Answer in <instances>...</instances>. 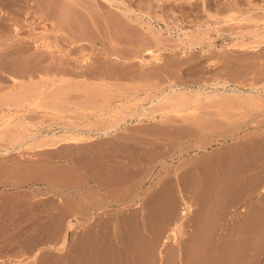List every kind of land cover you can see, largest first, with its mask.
<instances>
[{
	"label": "rangeland",
	"instance_id": "obj_1",
	"mask_svg": "<svg viewBox=\"0 0 264 264\" xmlns=\"http://www.w3.org/2000/svg\"><path fill=\"white\" fill-rule=\"evenodd\" d=\"M27 1H0L22 13L19 35L0 18V264H180L172 240L158 262L183 195L184 264H264V0H97L99 28L76 16L81 45ZM147 48L160 60L133 58ZM80 130L91 137H50Z\"/></svg>",
	"mask_w": 264,
	"mask_h": 264
},
{
	"label": "bare ground",
	"instance_id": "obj_2",
	"mask_svg": "<svg viewBox=\"0 0 264 264\" xmlns=\"http://www.w3.org/2000/svg\"><path fill=\"white\" fill-rule=\"evenodd\" d=\"M1 1V0H0ZM9 1V7L11 6V7H13V6H15V8L16 7H21V4H20V1L22 2V0H8ZM29 1V0H28ZM28 1H27V3H28ZM36 2V0H33V2ZM45 1H47V6H45V7H47L48 8V12H45V16L46 17H44V15L42 14V13H40V14H38V12L36 11V14L39 16V17H37V18H39V19H42L41 21L43 22V27L44 28H47V29H50V30H52L54 33H55V35L56 36H61L62 34H65L66 33V35L67 36H69L70 38H69V43H71V44H79L80 43V45H81V42H83V41H85L84 39H86L87 38V36L84 38H80V37H75V33H77V31L79 30V29H77V22H76V16L78 15V11H81L82 9H84L86 12V14H88L89 15V17H91L92 18V20H91V23H92V26H95V28H99L100 27V24H99V22L93 17V14H92V10H94L95 8H97V7H99V4L101 5L102 3H101V1H99V2H96L97 0H91V4H90V0H45ZM107 2H108V4H110V5H115V2H118V0L117 1H115V0H106ZM25 2V1H24ZM30 2V1H29ZM43 2V1H42ZM11 3V4H10ZM39 3H40V1H39ZM30 4V3H29ZM37 4V3H36ZM60 4V5H59ZM63 4H69V6L68 7H70V9L69 8H67V6H66V8L63 6ZM39 5H42V4H39ZM45 5V4H44ZM106 5V4H105ZM109 5V6H110ZM144 6V4L143 3H141V6ZM27 7H28V5H26ZM43 6V5H42ZM96 6V7H95ZM140 6V7H141ZM22 7H23V4H22ZM33 7V6H32ZM41 7V6H40ZM43 8V9H47V8ZM107 7H108V5H107ZM24 8V7H23ZM29 8V7H28ZM30 8H31V6H30ZM42 8V7H41ZM40 8V9H41ZM82 8V9H81ZM111 8V7H110ZM19 9V8H18ZM25 9H27V8H25ZM42 9V10H43ZM98 10L100 9V8H97ZM12 10V9H11ZM21 10V8L19 9V11ZM29 9H27V11H28ZM30 10H32V9H30ZM9 11V10H8ZM14 12V14L13 15H15L13 18L11 17V18H9V16L10 15H12V13H10V12H12V11H9V14L8 15H4V14H2V8H1V10H0V13L2 14V15H0V18H2L1 20H2V22H3V24H5V25H7V20H10V21H12V23H10V21L8 22V23H10V25H11V27H14L13 29L17 32L16 34L17 35H19V30H20V24H18L20 21H18V19H17V16H19V14L18 13H21V12H17V13H15V10H13ZM47 11V10H46ZM147 11V13L149 14V15H152L151 13V10H149V9H147L146 10ZM23 12H26V11H23ZM33 12V11H32ZM130 11H128V10H126V14L128 15V13H129ZM4 13H6V10H5V12ZM35 13V12H34ZM22 14V13H21ZM21 14H20V16H21ZM26 14V13H25ZM27 14H29V12L27 13ZM17 15V16H16ZM36 15V16H37ZM102 15H103V13H102ZM19 16V17H20ZM31 16H33V15H31ZM36 16H34V17H36ZM36 18V19H37ZM43 18H44V20L45 21H43ZM60 18H62V21L60 20V22H59V20L58 19H60ZM4 19H5V21H4ZM38 20V19H37ZM102 22L106 25V26H108V28H109V31H110V27H111V25H110V22H109V19H107V18H105L104 16H102ZM21 23V22H20ZM39 23H40V21H39ZM3 24H1V25H3ZM42 24V23H41ZM115 25V24H114ZM113 25V26H114ZM118 25V24H117ZM121 25V24H120ZM122 26V25H121ZM6 27V26H5ZM105 27V26H104ZM117 27H119V26H117ZM107 28V27H106ZM115 28V27H114ZM122 28H123V26H122ZM118 29V28H117ZM119 29H121V28H119ZM123 30V29H122ZM121 30V31H122ZM119 31V30H118ZM111 32V31H110ZM114 33H115V31H114ZM117 33V32H116ZM116 33H115V35H116ZM125 33V32H124ZM78 34L79 33H77L76 35L78 36ZM110 34H112V33H110ZM84 36V35H83ZM123 36V35H122ZM91 37V36H90ZM89 38V37H88ZM122 38V37H121ZM89 40V39H88ZM110 44L112 45V48L114 49V52H113V55H114V59L117 61V62H121V63H127L126 61H128V58H125V56L123 57V56H121L118 52H116L115 50H117L119 47L117 46V44H120V43H122V42H125V40H123V39H120V40H118L117 41V37L115 36V37H110ZM4 43V42H3ZM26 43H28V42H25V44ZM34 45H33V44ZM8 45H10L9 46V48H12V47H15L17 44L16 43H14V42H11V43H7ZM6 43H4V44H1V46H5V45H7ZM7 45V46H8ZM33 46V47H35V48H39V49H43V50H52L54 47H55V44H54V42L53 41H50V40H41V41H34V42H31V44H30V46ZM33 47H32V49H33ZM29 48V47H28ZM30 49V48H29ZM149 53H150V55H149V57H144V56H141V54H136V55H134L133 56V58H136V59H138L140 62L141 61H149L150 59H154V60H160V57H159V53H157L156 51H154L152 48H147L146 49ZM41 51V50H40ZM136 52H137V50H136ZM186 52V51H185ZM60 59V58H59ZM62 59V58H61ZM66 60V59H65ZM84 61L85 60H88V57H85L84 59H83ZM226 60H228V59H226ZM62 61H64L63 59H62ZM220 61V60H219ZM223 61V60H222ZM221 61V62H222ZM65 62V61H64ZM228 62V61H227ZM229 64V63H228ZM220 65H222V64H220ZM116 72V71H115ZM114 71H112V72H110V73H98L99 74V76L100 75H102V76H104V77H107V76H116V77H118L120 74H118V73H115ZM83 76H84V74H82ZM97 76V75H96ZM14 77V76H13ZM85 78V77H84ZM14 79H17V77H14ZM226 81V80H225ZM224 84H226V82H224ZM174 90H176L175 88H174ZM201 95V93H198V95ZM163 99H165V97H163L162 99H160L159 101H161V100H163ZM2 104H4L3 106L2 105H0L1 107V109L2 110H5V106H7V107H10L9 106V104L7 103V104H5V103H2ZM258 106V105H257ZM149 114H147L146 112H143V113H139V115H138V117H137V122H136V124H141V122H142V119L144 118V116L146 117V116H148ZM150 117V116H149ZM153 117H156L155 115H153ZM151 118V117H150ZM157 118V117H156ZM261 122V121H260ZM263 122V121H262ZM260 125V124H259ZM129 126V125H128ZM127 128V126H125V127H122V124H120L119 126H112V125H106L103 129H102V131H101V134L103 135V136H108L109 134H116V131L118 130V128ZM162 127V126H161ZM125 128V129H126ZM157 128V127H156ZM133 131V130H132ZM126 132V131H125ZM50 137H53V138H55V139H53L54 140V142L55 143H58V142H60V141H70L71 143H78V142H80V141H85V140H87V139H89L90 137H91V132H85V131H82V130H80V131H73V132H69V134H64V137H61L59 134H56V133H54V134H52V135H50ZM263 139V138H262ZM260 156H262V155H260ZM263 158V157H262ZM255 162V161H254ZM252 165H254L253 163H251ZM264 170V169H263ZM261 171V170H260ZM264 174V173H263ZM260 175V174H259ZM262 179V178H261ZM248 188V187H247ZM261 189H263V188H261ZM248 190V189H247ZM264 191V190H263ZM251 193V192H250ZM141 195V194H140ZM249 195V194H248ZM140 197V196H139ZM250 197V196H249ZM182 200H183V207H182V210H181V214H180V217H178L176 220H174V222H172L171 223V225L169 226V228H168V230H167V232H166V234H165V236H164V240H163V242H162V246H161V248H160V250H159V255H160V262H158V263H162L163 261H164V257H165V252H164V247H165V245L170 241V240H172V241H174V243H177V245H176V248H177V254H178V258H180L181 260H182V263L184 264V262H185V260H184V258H183V250H182V245H181V241H180V239H179V232H180V229H181V227H182V225H183V223H184V220L187 218V216L190 214V213H192L193 212V210H194V204L192 203V201L189 199V198H187L186 196H182ZM255 200V199H254ZM252 201V200H251ZM251 213V212H250ZM234 219V218H233ZM72 226V223H70L69 224V227H71ZM197 234V233H196ZM196 236V235H195ZM203 238V237H202ZM190 239V238H189ZM196 239V238H195ZM192 240H194V239H192ZM201 240V239H200ZM66 241V240H65ZM65 241H64V243H65ZM190 242H192V244L190 245ZM203 242V241H202ZM201 242V243H202ZM63 243V244H64ZM211 243V242H210ZM114 244V243H113ZM198 244H199V241H198ZM205 244H207V243H205ZM188 245H190V247H192V248H196V244H195V241L193 242V241H189V244ZM198 246V245H197ZM220 246V245H219ZM175 247V246H174ZM204 248V247H203ZM213 248V247H212ZM215 248V247H214ZM185 249V248H184ZM206 249V248H205ZM120 250V249H119ZM214 250V249H213ZM216 250V249H215ZM194 251V250H193ZM208 250H206V252H207ZM123 252V251H122ZM169 252V251H168ZM171 253H172V251H170ZM215 252V251H214ZM221 254V253H220ZM116 255V254H115ZM169 255V254H168ZM174 255H176V254H174ZM174 255H173V257H174ZM188 255V254H187ZM212 255H218V254H212ZM211 255V256H212ZM199 257V256H198ZM218 257V256H217ZM217 257H215V260L217 259ZM220 257V256H219ZM218 257V258H219ZM222 257V256H221ZM201 258H203V259H205V257L203 256H201ZM207 258V257H206ZM115 259V258H114ZM123 259V258H122ZM179 259V260H180ZM197 259V258H196ZM219 259H221V258H219ZM233 259V258H232ZM112 260V259H111ZM202 260V259H201ZM227 260V259H226ZM237 260V259H236ZM251 260V259H250ZM124 261V260H123ZM206 261H207V259H206ZM117 262V261H116ZM117 263H119V260H118V262ZM116 263V264H117ZM129 263V262H128ZM167 263V262H166ZM177 263H178V261H177ZM182 263H180V264H182ZM157 264V263H156ZM222 264V263H221ZM230 264V263H229Z\"/></svg>",
	"mask_w": 264,
	"mask_h": 264
},
{
	"label": "crops",
	"instance_id": "obj_3",
	"mask_svg": "<svg viewBox=\"0 0 264 264\" xmlns=\"http://www.w3.org/2000/svg\"><path fill=\"white\" fill-rule=\"evenodd\" d=\"M125 130V129H124ZM127 130V129H126ZM130 134H127V133H122V135L121 136H119V139H121V141L123 140V141H126V140H129V138H131V139H137L138 137H135L136 135H131V136H133V137H131V136H129ZM143 136L144 135H141V138H143Z\"/></svg>",
	"mask_w": 264,
	"mask_h": 264
}]
</instances>
